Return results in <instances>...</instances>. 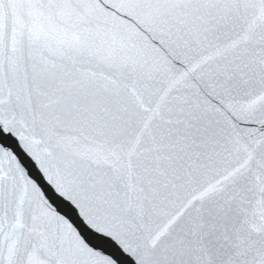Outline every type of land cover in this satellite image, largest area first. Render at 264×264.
Segmentation results:
<instances>
[{"label": "snow or ice", "instance_id": "6c2138e0", "mask_svg": "<svg viewBox=\"0 0 264 264\" xmlns=\"http://www.w3.org/2000/svg\"><path fill=\"white\" fill-rule=\"evenodd\" d=\"M0 264H264V0H0Z\"/></svg>", "mask_w": 264, "mask_h": 264}, {"label": "water", "instance_id": "95a60500", "mask_svg": "<svg viewBox=\"0 0 264 264\" xmlns=\"http://www.w3.org/2000/svg\"><path fill=\"white\" fill-rule=\"evenodd\" d=\"M46 191H48V189H46ZM54 202L57 203V206L60 211L67 214L69 218L73 219L74 222L78 221V217H76V214L72 209H70L66 205H63L62 202H59V201H54Z\"/></svg>", "mask_w": 264, "mask_h": 264}]
</instances>
